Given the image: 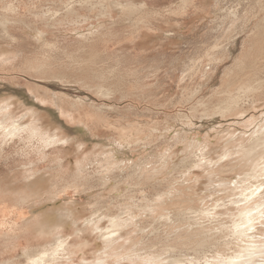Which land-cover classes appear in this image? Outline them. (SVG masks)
I'll use <instances>...</instances> for the list:
<instances>
[{"label": "rangeland", "instance_id": "rangeland-1", "mask_svg": "<svg viewBox=\"0 0 264 264\" xmlns=\"http://www.w3.org/2000/svg\"><path fill=\"white\" fill-rule=\"evenodd\" d=\"M263 145L264 0H0V264L236 262Z\"/></svg>", "mask_w": 264, "mask_h": 264}, {"label": "bare ground", "instance_id": "bare-ground-1", "mask_svg": "<svg viewBox=\"0 0 264 264\" xmlns=\"http://www.w3.org/2000/svg\"><path fill=\"white\" fill-rule=\"evenodd\" d=\"M264 147V145H263ZM263 153V152H262ZM264 155V154H263ZM261 155V156H263ZM253 195V194H252ZM251 195V196H252ZM245 197V195H243ZM243 197V198H244ZM242 198V201H244ZM238 200V199H237ZM241 200V199H240ZM253 200V199H252ZM239 201V200H238ZM220 203V202H219ZM262 205V204H261ZM264 206V205H263ZM259 208V206H258ZM257 209V208H255ZM261 209V208H259ZM263 211V210H262ZM255 213L257 211H254ZM251 213V210L250 211H246V212H242L240 214V217H241V221L243 223H247L249 222L251 219L253 220L252 218V215L250 214ZM261 213V212H259ZM262 214V213H261ZM242 223V224H243ZM69 224V220L67 219V216L66 214H61V215H53L51 217H47V220L45 222V225L44 227H42V231L43 232H49V231H52L53 229L57 228V227H60V226H66ZM242 234H245V232H242ZM251 242V241H250ZM248 244H250L248 241H247ZM253 243V241H252ZM251 243V244H252ZM240 244V243H239ZM239 244L237 246H239ZM245 244V242H244ZM243 244V245H244ZM236 245V244H235ZM247 245V244H246ZM245 246V245H244ZM238 248V247H237ZM240 249V248H239ZM243 250L241 251L240 250V254L239 252L237 254H239L237 257L235 256V258H238V261L236 262H232V260H230L231 264H264V244L263 245H259V246H255L254 244L251 245V246H248V247H243L242 248ZM40 255V253H39ZM43 255V254H42ZM236 255V254H235ZM34 257H37L38 256V253L37 254H34L33 255ZM46 256V255H45ZM231 258V257H230ZM234 258V259H235ZM41 261L43 259H40ZM179 260V259H178ZM178 260H174L173 263L171 264H182V261H178ZM39 262V261H38ZM45 262V261H44ZM229 262V261H228ZM35 263V262H34ZM192 263V262H191Z\"/></svg>", "mask_w": 264, "mask_h": 264}, {"label": "snow or ice", "instance_id": "snow-or-ice-1", "mask_svg": "<svg viewBox=\"0 0 264 264\" xmlns=\"http://www.w3.org/2000/svg\"><path fill=\"white\" fill-rule=\"evenodd\" d=\"M249 230H251V229H249Z\"/></svg>", "mask_w": 264, "mask_h": 264}]
</instances>
